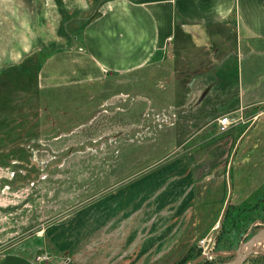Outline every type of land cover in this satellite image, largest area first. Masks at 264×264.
Wrapping results in <instances>:
<instances>
[{"label": "rangeland", "instance_id": "obj_1", "mask_svg": "<svg viewBox=\"0 0 264 264\" xmlns=\"http://www.w3.org/2000/svg\"><path fill=\"white\" fill-rule=\"evenodd\" d=\"M97 2L91 0L84 11L77 0H54L46 16L38 9L37 41L22 45L27 52L19 61H0V133H5L0 140V253L19 251L37 261L45 254L49 264H128L126 253L110 250L114 244L92 240L91 220L84 224L88 243L75 252L88 250L80 260L51 244L46 229L58 228L114 182L137 176L159 159L183 155L193 182L188 212L183 208L180 219L174 211L165 212L171 225L165 228L164 250L152 251L150 241L148 251L127 254L140 253L139 264H186L196 249L203 252L204 239L212 246L204 264H233L235 258L240 264H264V235L247 250L264 228V123L252 129L247 109L231 107L238 88L232 57L194 61L170 47L142 67L100 81L39 86L43 57L80 45L82 26L95 14ZM260 46L264 49V42ZM259 61L264 73V57ZM207 87L208 96L212 91L217 100L209 108L194 107L192 101L206 97ZM256 91L264 100V89ZM257 105L248 109L253 112ZM222 115L230 116L226 127L218 122ZM150 228L145 231L156 234ZM231 250L247 252L242 259Z\"/></svg>", "mask_w": 264, "mask_h": 264}, {"label": "crops", "instance_id": "obj_2", "mask_svg": "<svg viewBox=\"0 0 264 264\" xmlns=\"http://www.w3.org/2000/svg\"><path fill=\"white\" fill-rule=\"evenodd\" d=\"M53 1L0 0V61L22 58L27 52L22 45L37 41V10L40 9V16L43 12L46 16ZM77 1L83 6L81 10L91 6V0ZM35 3L40 6L30 9ZM97 4L95 14L82 26L78 47L56 49L43 57L37 71L41 88L100 81L113 73L142 67L171 47L174 53L188 55L194 61L212 57L222 61L232 57L238 88L231 107L247 109L244 114L252 129L264 123V118L261 119L264 105L259 106L264 100H260L256 91L264 89L259 61L264 57L260 46L264 42V0H98ZM208 93L207 87L206 97L192 101L196 103L190 106H213L217 98L212 91L209 96ZM255 105L251 112L248 108ZM4 139L2 131L0 140ZM140 171L133 178L111 184L58 228H47L51 244L59 251L74 254L83 246L79 244L88 243H84L87 233L84 224L91 220L92 240L121 246L110 250L126 253L128 264H139L136 260L140 253L127 254L130 249L164 250L165 228L171 225L166 224L165 212L174 211L180 219L183 208L184 212L189 209L193 194L189 163L183 155L165 157ZM148 227H151L149 231L154 228L156 234H148L145 231ZM179 235L180 232L176 234ZM57 236L62 237L60 242L55 239ZM150 241L155 247H148ZM135 244L139 246L134 247ZM87 251L75 253L76 259L80 260ZM49 263L19 251L0 253V264Z\"/></svg>", "mask_w": 264, "mask_h": 264}, {"label": "water", "instance_id": "obj_3", "mask_svg": "<svg viewBox=\"0 0 264 264\" xmlns=\"http://www.w3.org/2000/svg\"><path fill=\"white\" fill-rule=\"evenodd\" d=\"M236 149V148H235ZM232 158H233V155H232V157H231V160H230V165H231V162H232ZM230 195H231V187H230V190H229V194H228V197H227V199H226V203H225V208H226V206H227V204L229 203V200H230ZM225 208L223 209V212H222V215H221V217H220V219H219V222L218 223H220L221 222V220H222V217H223V214H224V211H225ZM262 235H264V228H262L261 230H259L251 239H250V241L248 242V245H247V250H250V248L252 247V245L262 236ZM246 252L247 251H245L244 253L243 252H241L240 253V250H231V251H229V253L230 254H236V255H241V258L242 259H244V257H245V255H246ZM217 253H219V252H217ZM210 254H211V251H203L202 253H200L199 255H197L196 257H194V258H192L191 259V261L190 262H187L186 264H196L197 262H199V261H201V260H203V259H207V258H209V256H210ZM219 254H221V253H219ZM230 263H233V264H240L241 263V261L239 260V259H237V258H235V259H233Z\"/></svg>", "mask_w": 264, "mask_h": 264}, {"label": "built area", "instance_id": "obj_4", "mask_svg": "<svg viewBox=\"0 0 264 264\" xmlns=\"http://www.w3.org/2000/svg\"><path fill=\"white\" fill-rule=\"evenodd\" d=\"M218 122L222 127H226L229 123H230V116L229 115H222L221 117L218 118ZM202 242V249L203 251H210V248L212 247L210 245L209 241H205L204 239L201 240ZM47 258V255L42 254L40 256L37 257V259H45Z\"/></svg>", "mask_w": 264, "mask_h": 264}, {"label": "trees", "instance_id": "obj_5", "mask_svg": "<svg viewBox=\"0 0 264 264\" xmlns=\"http://www.w3.org/2000/svg\"><path fill=\"white\" fill-rule=\"evenodd\" d=\"M227 206H228V204H227ZM225 211H227V209H226ZM200 253H201V250H200V248H198V249L195 250V252L193 253L192 256H193V257H196V256L199 255ZM206 262H207V259H203V260L197 262L196 264H204V263H206Z\"/></svg>", "mask_w": 264, "mask_h": 264}]
</instances>
